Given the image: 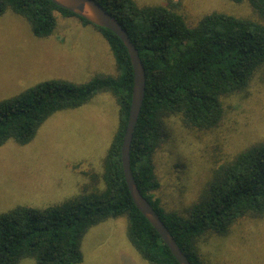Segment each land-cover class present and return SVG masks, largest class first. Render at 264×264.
Wrapping results in <instances>:
<instances>
[{"label":"trees","instance_id":"1","mask_svg":"<svg viewBox=\"0 0 264 264\" xmlns=\"http://www.w3.org/2000/svg\"><path fill=\"white\" fill-rule=\"evenodd\" d=\"M129 33L147 72L146 94L131 144L132 171L150 201L193 264H206L199 242L225 235L244 216H264V140L243 149L214 171L187 216L167 210L155 196L161 183L154 155L163 142V119L181 115L186 123L210 129L221 121L226 96L248 93L264 78V0L248 2L255 16L214 11L189 24L178 3L139 5L135 0H97ZM24 17L39 38L52 36L58 16L77 17L101 31L119 74H97L85 83L47 80L0 101V146L9 140L30 143L39 127L58 111L75 109L100 92L113 94L119 123L104 160V189L84 188L61 204L38 209L18 206L0 214V264H81L83 235L110 218L128 217V238L150 264H180L151 222L135 205L122 162V145L134 86V69L125 43L110 29L94 25L51 0H0Z\"/></svg>","mask_w":264,"mask_h":264},{"label":"rangeland","instance_id":"2","mask_svg":"<svg viewBox=\"0 0 264 264\" xmlns=\"http://www.w3.org/2000/svg\"><path fill=\"white\" fill-rule=\"evenodd\" d=\"M135 1L144 6L169 0ZM172 1L189 24L214 11L255 16L248 2ZM57 16V30L48 38L37 37L30 23L10 9L0 16V101L47 80L80 84L97 74H119L101 31L77 17ZM223 108L221 121L210 129L193 127L181 115L164 117V140L154 155L161 183L155 196L167 210L187 216L215 170L264 140V78L245 95L224 97ZM118 123L115 96L100 92L78 108L52 114L30 143L1 145L0 214L18 206L58 205L86 187L104 189V160ZM128 225L122 216L91 227L82 237L81 264H150L131 244ZM199 249L206 264H264V216L240 218L229 233L202 239Z\"/></svg>","mask_w":264,"mask_h":264},{"label":"water","instance_id":"3","mask_svg":"<svg viewBox=\"0 0 264 264\" xmlns=\"http://www.w3.org/2000/svg\"><path fill=\"white\" fill-rule=\"evenodd\" d=\"M58 6L70 10L94 25L110 29L116 33L128 48L134 69V86L132 103L122 145V162L125 178L133 201L142 214L151 222L169 246L180 264H193L183 252L160 215L142 194L136 183L131 166V144L134 131L142 110L147 84V72L139 54L123 23L112 13L107 11L97 0H51Z\"/></svg>","mask_w":264,"mask_h":264}]
</instances>
